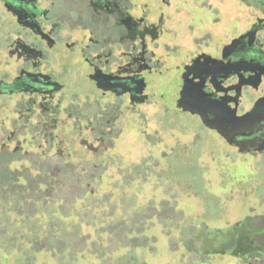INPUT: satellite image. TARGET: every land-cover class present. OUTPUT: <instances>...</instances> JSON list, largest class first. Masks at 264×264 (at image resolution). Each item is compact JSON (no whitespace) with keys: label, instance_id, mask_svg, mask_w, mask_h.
I'll list each match as a JSON object with an SVG mask.
<instances>
[{"label":"flooded vegetation","instance_id":"af4514ba","mask_svg":"<svg viewBox=\"0 0 264 264\" xmlns=\"http://www.w3.org/2000/svg\"><path fill=\"white\" fill-rule=\"evenodd\" d=\"M201 6L210 14L196 23ZM0 14L4 28L5 20L14 24L4 32L10 44L0 46V116L15 115L0 118V169L13 161L21 167L42 163L43 155H36L41 147L35 154L27 147L47 127L57 143L67 129L94 136L88 160L100 166L122 107L138 117L135 107L152 102L163 107L162 122L170 102L194 117L221 141L223 156L232 158L227 163L242 157L264 166V0H0ZM16 38L23 47L18 51ZM181 97L186 104L178 102ZM251 193L263 206L264 191ZM227 198L224 204L235 202ZM250 199L239 202L245 212L233 209L240 218L228 222L230 214L222 212L206 226L227 244L216 252H228L236 264L248 263L258 252L256 238L264 239V212L254 216ZM256 218L262 227H255ZM211 238L197 239L218 242Z\"/></svg>","mask_w":264,"mask_h":264},{"label":"rangeland","instance_id":"374dc122","mask_svg":"<svg viewBox=\"0 0 264 264\" xmlns=\"http://www.w3.org/2000/svg\"><path fill=\"white\" fill-rule=\"evenodd\" d=\"M195 12L196 23L201 15L210 14L202 6ZM1 22L0 46L5 49L10 40L4 32L6 28L14 30V24L5 20L4 28ZM17 39L18 51L21 40ZM13 54L9 59L14 66ZM63 100L62 106L69 101L68 97ZM11 106L14 107L13 100L7 105ZM167 107L164 123L160 117L163 107L158 103L135 107L139 119L130 114L133 110L122 107L121 118L105 139L108 148L100 166L94 167L95 161L88 160L97 143L94 136L75 135L67 129L66 134L60 131L61 141L57 143L50 140L53 133L47 127L27 147L34 154L41 147L36 155H43L42 163L33 165L29 161L21 167L13 161L11 166L1 168L5 176L0 175V179L9 183L17 175L29 176L26 181L17 179L19 184L36 186L40 202L52 206L48 211L53 214L52 221H44L35 244L38 253L34 259H18L19 263L58 264L61 260L59 264H236L228 252H216L227 244L221 243L222 233L217 235L206 226L222 212L230 214L226 215L228 222L240 218L246 209L239 202L246 195L256 206L254 216L264 212L260 197L251 195L252 191H264V166L242 157L227 163L225 158H232L224 157L221 141L213 133L171 102ZM12 116L15 117L3 113L0 118L9 120ZM67 124L71 125V119ZM230 195L235 202L224 204ZM234 208L240 214L232 215ZM54 211L65 217H57ZM201 211L204 215H199ZM202 218L208 220L203 222ZM255 223V227L263 225L260 218ZM224 232L227 237L228 229ZM198 236L218 242L204 244ZM28 243L26 239L21 244ZM254 245L257 254L250 262L239 264H264L263 237L256 238ZM4 256L0 252V264L17 261V252Z\"/></svg>","mask_w":264,"mask_h":264},{"label":"trees","instance_id":"16d2710c","mask_svg":"<svg viewBox=\"0 0 264 264\" xmlns=\"http://www.w3.org/2000/svg\"><path fill=\"white\" fill-rule=\"evenodd\" d=\"M4 173L0 169V175L5 176ZM37 189L32 184H18L15 181L9 183L5 179H0V252L5 255L4 257L8 253L17 252V261L13 264H23L18 262L21 258L23 260L29 256L32 259L35 258L38 253L35 244L40 238L41 228L45 226L44 221L49 222L53 217L51 212L48 213L52 206L48 202H40L41 197ZM32 207L36 211L31 212ZM53 213L57 217L58 214L61 215L58 211ZM61 216L65 217V215ZM58 234L60 238L61 233L58 232ZM26 239L29 241L28 245H22L21 243ZM16 242L19 245H16ZM64 244L63 249L66 250L67 245L64 246ZM59 262L61 260H58V264ZM24 264H26L25 261Z\"/></svg>","mask_w":264,"mask_h":264},{"label":"water","instance_id":"95a60500","mask_svg":"<svg viewBox=\"0 0 264 264\" xmlns=\"http://www.w3.org/2000/svg\"><path fill=\"white\" fill-rule=\"evenodd\" d=\"M178 102H179V103H184V104H186V102L184 101V99H183L182 97L178 100ZM188 109H189L190 111H192V112H197L194 108H192V107H190V106H188ZM202 121H203V123H204L206 126H208V127H210V128L217 129V130H218L223 136L227 137L226 134H225V132H223V131L220 129V127H219L218 125H216V124H214L213 122H211L210 120H208L205 116H202Z\"/></svg>","mask_w":264,"mask_h":264}]
</instances>
